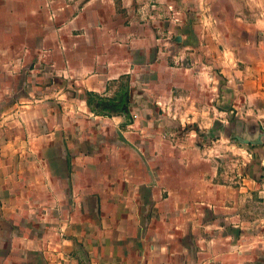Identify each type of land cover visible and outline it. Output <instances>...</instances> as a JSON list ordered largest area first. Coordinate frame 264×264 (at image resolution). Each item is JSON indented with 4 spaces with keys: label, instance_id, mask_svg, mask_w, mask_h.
I'll list each match as a JSON object with an SVG mask.
<instances>
[{
    "label": "crops",
    "instance_id": "crops-1",
    "mask_svg": "<svg viewBox=\"0 0 264 264\" xmlns=\"http://www.w3.org/2000/svg\"><path fill=\"white\" fill-rule=\"evenodd\" d=\"M159 2L0 0V264H264V0Z\"/></svg>",
    "mask_w": 264,
    "mask_h": 264
},
{
    "label": "rangeland",
    "instance_id": "rangeland-1",
    "mask_svg": "<svg viewBox=\"0 0 264 264\" xmlns=\"http://www.w3.org/2000/svg\"><path fill=\"white\" fill-rule=\"evenodd\" d=\"M59 1H63V0H59ZM76 2V5L77 7H79L83 2L84 0H73ZM209 1V4H208V12L213 16H216V18H221L222 20V23H220L221 25H227V19H228V16H229V12L231 10H235V7H232L230 8L231 6H227V3L229 2V0H220L219 2L220 3H226V6H222L220 8H218L217 6H215L216 2L214 0H208ZM177 3V1H176ZM193 3V2H192ZM134 6L136 9H138V12L141 16H148V14H151V13H156L158 15H165V17H168V8L166 6H163L161 2H159V0H134ZM77 7L75 9H77ZM173 8L176 10V9H179V6H173ZM190 8H188L189 10ZM237 9V8H236ZM220 10V12L218 11ZM46 11V10H45ZM221 16V17H220ZM222 25V26H223ZM230 25V23H229ZM207 126H211V123L208 125L206 124ZM217 127L219 128L220 130V134L219 135H212V134H205V135H202L200 136V140L203 141L204 144H212L211 141H215L216 142V145H229L231 144L232 140L229 138L230 135H232L234 133V129H232V127H223V125H219L217 123H214L213 124V128H216ZM218 139V140H217ZM234 143V142H233ZM222 153V152H221ZM226 153V152H225ZM231 155L230 156H224L222 157L224 159L223 163L221 166L223 168H225L227 171H229L231 174H232V177L235 175L236 171L235 170H238V167L240 165V162H239V159L237 158L238 156L236 155L235 157L231 158ZM223 170V169H221Z\"/></svg>",
    "mask_w": 264,
    "mask_h": 264
},
{
    "label": "water",
    "instance_id": "water-1",
    "mask_svg": "<svg viewBox=\"0 0 264 264\" xmlns=\"http://www.w3.org/2000/svg\"><path fill=\"white\" fill-rule=\"evenodd\" d=\"M264 138V132H259L256 135L249 136H243L234 134L232 136V139H234L237 143H247V144H261L263 142Z\"/></svg>",
    "mask_w": 264,
    "mask_h": 264
},
{
    "label": "built area",
    "instance_id": "built-area-1",
    "mask_svg": "<svg viewBox=\"0 0 264 264\" xmlns=\"http://www.w3.org/2000/svg\"><path fill=\"white\" fill-rule=\"evenodd\" d=\"M169 9H171V10H172L173 8H172V7H169ZM236 177H237V178H241V173H239V172H238V173H236Z\"/></svg>",
    "mask_w": 264,
    "mask_h": 264
}]
</instances>
